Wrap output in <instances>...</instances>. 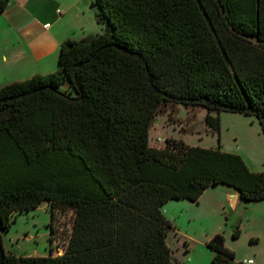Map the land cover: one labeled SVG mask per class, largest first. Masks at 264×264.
I'll list each match as a JSON object with an SVG mask.
<instances>
[{
  "label": "trees",
  "instance_id": "trees-1",
  "mask_svg": "<svg viewBox=\"0 0 264 264\" xmlns=\"http://www.w3.org/2000/svg\"><path fill=\"white\" fill-rule=\"evenodd\" d=\"M96 3L102 34L64 41L58 71L0 89V264H179L167 203H198L220 185L245 205L264 202V172L241 156L150 145L170 105L204 109L214 133L221 113L256 117L264 131V0ZM43 204L52 243L57 214L73 212L65 253L7 252L15 216ZM207 247L211 264H244L221 234Z\"/></svg>",
  "mask_w": 264,
  "mask_h": 264
},
{
  "label": "rangeland",
  "instance_id": "rangeland-1",
  "mask_svg": "<svg viewBox=\"0 0 264 264\" xmlns=\"http://www.w3.org/2000/svg\"><path fill=\"white\" fill-rule=\"evenodd\" d=\"M93 17L99 24L95 14ZM100 27L102 34L104 27ZM206 115L207 111L201 108L165 107L151 126V147L163 148L167 139L202 148L221 146L223 152L241 156L253 173L264 172V131L256 117L221 113L218 134L207 127ZM231 190L220 185L207 190L199 204L181 200L164 206V211H168L165 216L175 227L169 232L167 242L179 264H211L213 257L206 243L217 234L224 236L237 263L252 259L255 264H264V202L249 205L234 202ZM56 217L59 237L52 243L48 204L16 215L12 228L4 235L5 250L24 257L63 255L73 212L58 213ZM237 227L240 237L233 239Z\"/></svg>",
  "mask_w": 264,
  "mask_h": 264
},
{
  "label": "crops",
  "instance_id": "crops-1",
  "mask_svg": "<svg viewBox=\"0 0 264 264\" xmlns=\"http://www.w3.org/2000/svg\"><path fill=\"white\" fill-rule=\"evenodd\" d=\"M94 2L96 0H10L6 11L0 14V89L12 82L58 71L64 41L100 35L103 28L93 17L97 12L96 8L92 9ZM231 194L241 202L237 191L232 189ZM164 209L162 212L167 216L168 211ZM211 255H214L212 251Z\"/></svg>",
  "mask_w": 264,
  "mask_h": 264
},
{
  "label": "water",
  "instance_id": "water-1",
  "mask_svg": "<svg viewBox=\"0 0 264 264\" xmlns=\"http://www.w3.org/2000/svg\"><path fill=\"white\" fill-rule=\"evenodd\" d=\"M98 7V5H97V3L96 2H94L93 4H92V9H95V8H97ZM231 199L235 202L236 201V195H231Z\"/></svg>",
  "mask_w": 264,
  "mask_h": 264
},
{
  "label": "built area",
  "instance_id": "built-area-1",
  "mask_svg": "<svg viewBox=\"0 0 264 264\" xmlns=\"http://www.w3.org/2000/svg\"><path fill=\"white\" fill-rule=\"evenodd\" d=\"M46 27H49V25H47ZM244 264H254V261L251 259V260H245L244 262H243Z\"/></svg>",
  "mask_w": 264,
  "mask_h": 264
}]
</instances>
